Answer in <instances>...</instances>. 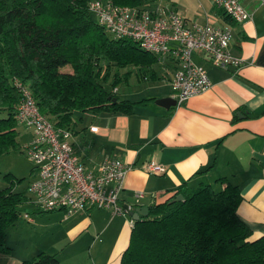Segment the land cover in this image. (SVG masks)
<instances>
[{"label": "crops", "instance_id": "0c3cea01", "mask_svg": "<svg viewBox=\"0 0 264 264\" xmlns=\"http://www.w3.org/2000/svg\"><path fill=\"white\" fill-rule=\"evenodd\" d=\"M167 1L189 21L198 22L201 7L206 14L215 12L209 22L230 27V51L242 57V64L217 66L208 55L193 52L192 59L206 70L210 87L165 108L154 100L171 96L170 80L178 62L172 53L157 55L158 60L146 70L131 67L146 87L122 94L114 89L122 99L153 100L136 104L130 112L74 111L69 140L87 169H95L106 158L132 165L118 192V202L124 207L148 209L170 198L182 185L210 184L221 189L225 182L217 179L225 178L239 188L236 213L250 228L249 239L264 236V6L241 0L251 16L236 22L225 20L211 0ZM31 136L32 131L28 140ZM148 161L164 165L165 171L147 172L143 166ZM36 175L35 169L33 179ZM135 191L143 192L137 201ZM32 198L27 192L21 207L26 204L28 209L21 212H28L33 220L20 215L7 229L10 250L0 252V264H20L39 252L55 255L58 264L120 263L129 242L132 209L113 214L109 209L87 207L65 216L62 209L38 210Z\"/></svg>", "mask_w": 264, "mask_h": 264}, {"label": "trees", "instance_id": "16d2710c", "mask_svg": "<svg viewBox=\"0 0 264 264\" xmlns=\"http://www.w3.org/2000/svg\"><path fill=\"white\" fill-rule=\"evenodd\" d=\"M111 1L147 7L146 0ZM88 2L0 0V112H5L0 116V154L18 145L15 107L20 93L14 78L28 86L41 113L69 130L74 111L130 112L136 104L154 99L118 97L114 89L119 68L146 70L158 56L133 39L108 35ZM218 12L231 19L219 8ZM113 67L117 72L108 86ZM4 176L10 183L0 189L2 253L10 250L6 231L22 214L20 207L27 199V186L14 189L20 179ZM217 180L225 186L182 185L170 198L150 205L146 215L133 220L119 264H264V236L250 240V228L236 213L239 188L225 178ZM178 193L183 198L174 200ZM20 264H58V259L39 252Z\"/></svg>", "mask_w": 264, "mask_h": 264}, {"label": "built area", "instance_id": "2783aa9c", "mask_svg": "<svg viewBox=\"0 0 264 264\" xmlns=\"http://www.w3.org/2000/svg\"><path fill=\"white\" fill-rule=\"evenodd\" d=\"M255 1L264 6V0ZM211 2L233 21L241 22L251 16L241 0ZM88 9L114 37L133 39L140 48L156 55L172 53L176 57L178 67L170 80L171 97L176 104L204 92L211 84L204 67L192 59L193 52L208 55L217 66L238 67L242 64V57L230 51L231 29L228 25L189 21L175 8L162 5L133 7L115 4L111 0H89ZM13 84L20 93L15 118L32 131L24 148L37 173L27 185V192L32 195L37 209H62L65 216L87 207L109 209L113 214L129 212L132 206L119 204L118 192L132 165L117 158H106L95 169L85 168L69 140L71 131L55 126L40 112L26 84L16 78ZM91 130L96 127L92 126ZM143 167L149 173L165 171L164 165L154 161L146 162ZM142 196V191L134 192L136 201ZM21 216L33 220L28 212Z\"/></svg>", "mask_w": 264, "mask_h": 264}, {"label": "rangeland", "instance_id": "374dc122", "mask_svg": "<svg viewBox=\"0 0 264 264\" xmlns=\"http://www.w3.org/2000/svg\"><path fill=\"white\" fill-rule=\"evenodd\" d=\"M199 0H197L198 2ZM209 2V0H206ZM196 2V3H197ZM167 0H146L144 3V6L147 7H153L156 5H162V6H168ZM196 3L194 6H196ZM205 7H201L198 10V13L196 14V18L199 21L203 22L206 19L213 20L215 16V12H210L207 14L205 13ZM211 23V22H209ZM108 35H110L108 32H106ZM106 63L103 62V65ZM127 75L126 73L129 72ZM115 72H117L116 68H111V75L107 80V85L110 86V83L113 81V76L115 75ZM118 77L120 79L119 82L116 84V89L120 94L124 92L125 90H135L138 88L146 87L147 84L144 82L140 83L138 82L136 75L134 71L131 70V67H122L118 70ZM127 76V81L124 80V76ZM148 83V82H147ZM5 112H0V116H4ZM16 132H17V141L18 145L16 148H12L9 151L0 154V189L4 188L9 185V180L4 176L5 174H9L12 179H20L19 182L15 183L14 189L15 190H23L28 183L33 179L35 168L33 165V162L31 161L29 154L27 153V150L24 148L25 144L27 143L29 133L31 132V129L25 127L24 125L18 123L16 126ZM20 209H28V206L25 204L23 207H20ZM24 213V212H23ZM22 217V216H21Z\"/></svg>", "mask_w": 264, "mask_h": 264}, {"label": "water", "instance_id": "95a60500", "mask_svg": "<svg viewBox=\"0 0 264 264\" xmlns=\"http://www.w3.org/2000/svg\"><path fill=\"white\" fill-rule=\"evenodd\" d=\"M113 100H115V98H113ZM154 102L162 107H165V108H169L171 106H174L176 105V101L175 99H173L171 96H165V97H160V98H156L154 100ZM182 194L181 193H178L174 200H179V199H182ZM148 212V209L146 206H136L134 209H132L130 211V214L132 216V219L133 220H136L138 219L141 215H146Z\"/></svg>", "mask_w": 264, "mask_h": 264}]
</instances>
